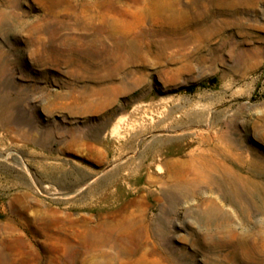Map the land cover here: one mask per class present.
I'll return each instance as SVG.
<instances>
[{
  "label": "rangeland",
  "instance_id": "374dc122",
  "mask_svg": "<svg viewBox=\"0 0 264 264\" xmlns=\"http://www.w3.org/2000/svg\"><path fill=\"white\" fill-rule=\"evenodd\" d=\"M260 200L264 0H0V264H264Z\"/></svg>",
  "mask_w": 264,
  "mask_h": 264
},
{
  "label": "bare ground",
  "instance_id": "6f19581e",
  "mask_svg": "<svg viewBox=\"0 0 264 264\" xmlns=\"http://www.w3.org/2000/svg\"><path fill=\"white\" fill-rule=\"evenodd\" d=\"M189 157H190V159L187 161H182V162L176 161L174 163L169 164L167 179L174 182L176 185L178 184L179 188H183V186H185L186 183L194 182V181H198V180H200L202 182H206V183L213 182L216 179V174H215L216 171H214L215 168H213L214 166L221 167V170H223V173H224V176H223L224 178H226L227 180H229V178H231L230 175H232V173H233L232 167L230 166V164H227V162H226L227 160H225L224 158H222L220 156L214 157V158L213 157L208 158V157H203V156L198 157V156H194L193 154H191ZM216 182H217L216 184H218V180ZM249 184H250V186L247 187L249 190L248 193L251 196L256 195V193L258 194L257 189H256L257 186L255 185L254 181H251ZM259 205L262 209L264 208V203L262 200L259 201ZM212 207L213 208L211 211L214 214V212L217 211L218 206L216 205V203H213ZM132 224L133 223H128L127 225H125V229L131 228ZM215 224L217 225V222ZM109 229H111V228H109ZM227 231L231 232L230 229H228ZM143 238L148 240L150 237L147 238V236H145ZM136 239H138V238H136ZM145 239H144V241H145ZM148 245L149 244H147L146 241L144 242V244L139 243L134 250L128 251L129 254H127L125 252L124 256L127 255L126 257H129V256L131 257V256L137 255L138 258L134 264H163L164 260L163 259L161 260L156 256V252H155L156 249L155 250H154V248L149 249ZM145 248H147V249H145ZM116 257H118V254L116 255Z\"/></svg>",
  "mask_w": 264,
  "mask_h": 264
}]
</instances>
